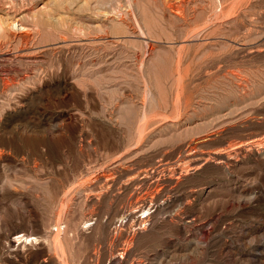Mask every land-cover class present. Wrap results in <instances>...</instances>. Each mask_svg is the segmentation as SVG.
<instances>
[{
	"label": "rangeland",
	"instance_id": "374dc122",
	"mask_svg": "<svg viewBox=\"0 0 264 264\" xmlns=\"http://www.w3.org/2000/svg\"><path fill=\"white\" fill-rule=\"evenodd\" d=\"M0 264H264V0H0Z\"/></svg>",
	"mask_w": 264,
	"mask_h": 264
},
{
	"label": "bare ground",
	"instance_id": "6f19581e",
	"mask_svg": "<svg viewBox=\"0 0 264 264\" xmlns=\"http://www.w3.org/2000/svg\"><path fill=\"white\" fill-rule=\"evenodd\" d=\"M177 6V5H176ZM179 6V5H178ZM177 6V7H178ZM221 8V7H220ZM222 9V8H221ZM177 11H178V9H177ZM176 11V12H177ZM219 11H220V9H219ZM184 19V18H183ZM12 25V24H11ZM3 28V27H2ZM8 31V30H7ZM3 38V37H2ZM7 40V39H6ZM19 41V40H18ZM3 46V45H2ZM93 64V63H92ZM90 73V72H89ZM94 74V73H93ZM23 132V131H22ZM34 137H35V135H34ZM207 139H209V138H207ZM202 140V139H201ZM196 153V152H195ZM190 154V153H189ZM193 155V154H192ZM190 157V156H189ZM192 157V156H191ZM191 160V159H190ZM107 176V175H106ZM100 178V177H99ZM97 180V179H96ZM103 181V180H102ZM144 202V201H143ZM143 202H141V203H143ZM135 205V204H134ZM138 205V204H137ZM155 205V204H154ZM139 206V205H138ZM144 205L143 204H141L140 205V207H143ZM137 207V206H136ZM158 208V207H157ZM144 209V208H143ZM159 209V208H158ZM21 238H23L25 241H30V240H32V239H35V237L34 238H31L30 236H21Z\"/></svg>",
	"mask_w": 264,
	"mask_h": 264
}]
</instances>
